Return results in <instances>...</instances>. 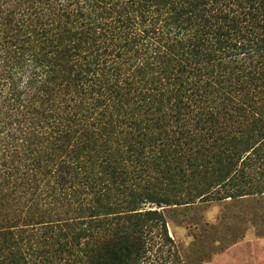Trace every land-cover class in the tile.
Listing matches in <instances>:
<instances>
[{"label": "trees", "instance_id": "obj_1", "mask_svg": "<svg viewBox=\"0 0 264 264\" xmlns=\"http://www.w3.org/2000/svg\"><path fill=\"white\" fill-rule=\"evenodd\" d=\"M256 196L264 0H0V264H196L167 214Z\"/></svg>", "mask_w": 264, "mask_h": 264}, {"label": "rangeland", "instance_id": "obj_2", "mask_svg": "<svg viewBox=\"0 0 264 264\" xmlns=\"http://www.w3.org/2000/svg\"><path fill=\"white\" fill-rule=\"evenodd\" d=\"M173 214L170 235L185 255L195 249L196 264H264V196L197 203Z\"/></svg>", "mask_w": 264, "mask_h": 264}]
</instances>
